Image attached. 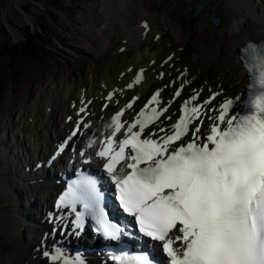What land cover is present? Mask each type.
Returning <instances> with one entry per match:
<instances>
[{
    "label": "snow or ice",
    "instance_id": "6c2138e0",
    "mask_svg": "<svg viewBox=\"0 0 264 264\" xmlns=\"http://www.w3.org/2000/svg\"><path fill=\"white\" fill-rule=\"evenodd\" d=\"M199 10L198 6L197 13ZM220 22L213 18L216 26ZM142 27L147 31L146 21ZM245 55L246 70L253 77L246 101L237 96L209 107L221 92L201 101L200 93L194 91L167 131L165 127L152 130L150 126L157 121L163 125L160 118L181 97L184 84L189 83L184 81L166 102L161 99L163 90H157L145 106L150 110L146 118L141 110L132 122H122L136 98L111 117L112 131L100 140L99 149L87 152L96 145L92 139L79 151L85 165L99 157L108 179L82 173L56 201L58 210L74 214L69 221L73 235L83 232L86 219L94 232L113 241H120L123 235L140 239L126 231L138 226V232L148 238L143 251L129 254L122 250L115 264H264V42H248ZM144 71L139 70L135 84L141 83ZM133 86L129 83L127 88ZM118 91H109L105 99L112 102ZM91 103L81 100L77 115H84L51 159L81 132V125L91 127L85 119ZM209 112L214 115L207 116ZM205 116L211 121L207 132L201 130ZM112 198L126 214L121 220L115 219V213L110 215ZM64 220V215L50 213L49 222L54 226L45 235L54 236ZM161 250L167 259L160 256ZM43 256L49 264H86L82 254L69 256L57 245L44 249Z\"/></svg>",
    "mask_w": 264,
    "mask_h": 264
},
{
    "label": "bare ground",
    "instance_id": "6f19581e",
    "mask_svg": "<svg viewBox=\"0 0 264 264\" xmlns=\"http://www.w3.org/2000/svg\"><path fill=\"white\" fill-rule=\"evenodd\" d=\"M27 1L30 0H0V17L6 21L10 14L22 9ZM200 3L203 7L199 14L203 17L209 15V18L199 21L201 22L199 25L194 22L192 28L198 31L204 24L210 23L214 16L221 21L219 26L214 25L218 38L211 47L202 44L198 32L196 38L193 37L194 40L187 39L181 27L179 25L177 28L173 27L176 23L165 13L159 15L161 24H157L156 15L135 0H96L88 5L96 12L91 21L83 22L79 17L71 18L66 13H61V21L69 24L62 26L63 30L58 34L59 48L62 52L78 58L85 54L82 48L65 41L74 30L75 23L89 33L98 32L101 51L111 49L118 55L125 52L127 54L124 57L115 55L118 59L112 63V69L105 67V71H102L94 67L89 72L84 68L81 74L74 78L68 76L64 82L56 79L43 97L37 94L32 103L16 110L12 109L9 120L3 119L5 122L0 127V169L11 171L12 174L17 172L13 182L7 180L1 184L0 198L5 200L4 204L11 212L10 219L5 220L3 225L14 235L21 231L24 236L30 235L32 240L20 246L24 252L21 264H49L40 256V248L47 242V238H51L43 236L48 225L40 223L37 219L42 215L41 205L46 201L49 192L47 189L50 186L45 181L41 182L39 168L35 181L21 176L19 165L11 163V159L19 155L18 146L26 145L32 156L44 155L46 151H50L53 156L58 139L84 115H77L82 106V99L85 103L92 101L88 105V115L85 118L86 122L91 123V127L84 129L83 133L92 134L99 139L102 134L109 133L107 124L112 113L125 106L128 100L136 98L133 108L126 109V115L132 114L133 110L141 107L154 89L163 90L161 99L162 102H166L172 99L175 89L180 88L184 81L189 82L184 84L181 97L174 100L169 112L163 116V125L166 127L169 126V122L165 121V117L170 115L172 117L183 97L193 95L194 91L200 93L201 101L212 93L221 92L209 107L218 106L225 97H236L240 92L243 93L246 74L239 61V47L248 39H264V0H198L196 5ZM38 5L25 18V22L33 27L36 26L37 17L42 11V2L39 1ZM98 19L99 21H96ZM145 21L148 24L147 31L142 27ZM165 30L170 31L174 41L181 42L188 48L190 52L188 63H182L178 53L171 52V43L164 45L161 42ZM14 36L15 39L19 38L21 32L15 30ZM152 38L158 40L157 48L151 41ZM205 47L208 51H215V56L208 55ZM220 51L221 56L217 55ZM201 65L205 69L201 70ZM194 66L195 69L192 70ZM140 69L145 70L143 79L141 83L135 84L134 80ZM161 73L164 74L162 78ZM129 83L134 84L133 88H127ZM114 89L119 91L114 100L109 102L105 97ZM106 103L108 107L104 108L103 105ZM211 115L214 113H207V116ZM207 116L203 117L204 123L201 125L203 132L211 124ZM83 136L81 143H85ZM5 139L8 141L11 139L15 146L11 148L3 143ZM73 143L78 144V141L74 139ZM87 151L93 153L94 148ZM94 162H97V157L94 158ZM21 197L25 199L22 202ZM26 200L29 201V205L25 210ZM13 210L15 216L20 215L23 222L18 224L13 220ZM33 220L36 223L34 227L24 225V221L30 224ZM90 253L96 254V251ZM88 255L87 251H83V258ZM14 259H10L6 264Z\"/></svg>",
    "mask_w": 264,
    "mask_h": 264
},
{
    "label": "rangeland",
    "instance_id": "374dc122",
    "mask_svg": "<svg viewBox=\"0 0 264 264\" xmlns=\"http://www.w3.org/2000/svg\"><path fill=\"white\" fill-rule=\"evenodd\" d=\"M39 1L43 4L42 11L37 17L36 26L33 27L25 22V18L35 6H39ZM94 1L96 0H30L25 2L22 9L10 14L6 21L0 17V127L10 119L9 113L12 109L16 110L32 103L37 94L43 97L56 79L64 82L68 76L74 78L81 74L84 68L89 72L94 67L102 71H105V67L112 69V63L118 59L115 55L124 57L127 54L125 52L118 55L111 49L101 51L98 32L89 33L75 23L74 30L65 41L82 48L85 54L78 58L60 50L58 34L62 32V26L69 25L61 21V13H66L71 18L79 17L83 22L91 21L96 12L88 5ZM135 1L156 15L157 24H161L159 15L165 13L176 23L173 27L177 28L179 25L187 39L191 41L196 38L197 32L201 35L202 44H206L207 47L213 46L218 38L211 22L204 24L198 31L192 28L194 22L199 25L201 23L199 21L209 18V15L204 17L197 15L196 17L200 19L194 16V7L198 0ZM12 29L21 32V36L15 39ZM162 36L161 42L164 45L171 43V52H177L181 62L188 63L190 59L188 48L181 42L174 41L169 30H165ZM151 41L155 48L159 46L157 39L152 38ZM207 47L206 53L215 56V51H208ZM221 54L222 51L217 55ZM203 68L201 65V70ZM194 69L195 66L192 70ZM4 174L0 171V188L6 179L3 177ZM4 201L0 198V264H6L12 258L15 259L9 264H21L24 252L19 248L20 239L14 236L12 231H6L3 225L4 221L11 217Z\"/></svg>",
    "mask_w": 264,
    "mask_h": 264
},
{
    "label": "water",
    "instance_id": "95a60500",
    "mask_svg": "<svg viewBox=\"0 0 264 264\" xmlns=\"http://www.w3.org/2000/svg\"><path fill=\"white\" fill-rule=\"evenodd\" d=\"M198 6H199V8L201 9V8L203 7V4L200 3V4H198V5L195 7L194 16H197V15L199 14V12L197 13ZM199 11H200V10H199ZM214 17H215V16H214ZM214 17H213V18H214ZM213 18L211 19V21H212V24L215 25V24L213 23ZM216 18H218V17H216ZM218 19H219V18H218Z\"/></svg>",
    "mask_w": 264,
    "mask_h": 264
},
{
    "label": "trees",
    "instance_id": "16d2710c",
    "mask_svg": "<svg viewBox=\"0 0 264 264\" xmlns=\"http://www.w3.org/2000/svg\"><path fill=\"white\" fill-rule=\"evenodd\" d=\"M26 49H27V46L24 47V50H26Z\"/></svg>",
    "mask_w": 264,
    "mask_h": 264
}]
</instances>
